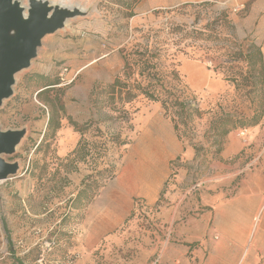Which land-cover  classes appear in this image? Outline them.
Wrapping results in <instances>:
<instances>
[{"label": "rangeland", "instance_id": "374dc122", "mask_svg": "<svg viewBox=\"0 0 264 264\" xmlns=\"http://www.w3.org/2000/svg\"><path fill=\"white\" fill-rule=\"evenodd\" d=\"M63 1L72 15L42 37L0 105L1 129L24 131L3 155L18 169L0 180V264H204L213 200L245 182L264 189L258 75L240 62L238 85L226 80L211 59L224 50L215 46L233 43L214 40L204 58L199 49L165 60L164 84L185 102L178 115L142 95L123 102L107 91L123 65L119 48L175 40L172 26L209 23L220 36L255 37L253 0L234 9L218 0ZM63 66L77 74L71 83L60 82ZM49 82L56 84L37 94ZM259 109L256 125L242 124ZM51 115L59 128L48 127ZM159 135L173 136L180 149L158 198L125 197L120 185L137 162L132 148Z\"/></svg>", "mask_w": 264, "mask_h": 264}, {"label": "crops", "instance_id": "0c3cea01", "mask_svg": "<svg viewBox=\"0 0 264 264\" xmlns=\"http://www.w3.org/2000/svg\"><path fill=\"white\" fill-rule=\"evenodd\" d=\"M218 1L234 9L242 7L247 0ZM250 11L257 18L253 34L259 39L264 55V0H253ZM171 129L173 134L172 126ZM160 137H164L165 141H160ZM141 139L149 141L143 146L136 143L132 148L129 159L136 156L137 162L127 168V182L120 188L125 197L141 196L153 202L167 180L169 161L178 154L180 145L171 135L168 139L164 135L150 138L143 136ZM239 145L238 142L236 151ZM125 171L126 167L121 176L125 175ZM209 220L203 252L204 264H264V189L252 182H245L233 194L215 198L209 210Z\"/></svg>", "mask_w": 264, "mask_h": 264}, {"label": "trees", "instance_id": "16d2710c", "mask_svg": "<svg viewBox=\"0 0 264 264\" xmlns=\"http://www.w3.org/2000/svg\"><path fill=\"white\" fill-rule=\"evenodd\" d=\"M132 15V14H130ZM206 23L203 27L181 26L175 25L167 31L175 35V40H145L143 44L135 43L131 46L123 45L119 48V53L122 58V68L119 75H116L113 82L108 86V94L114 99L117 98L123 102H130L137 96L142 95L148 100L160 102L163 108H175L174 112L178 115L179 112L185 109V102L179 100L178 97L167 88L164 84L166 70L165 60L173 59L179 52L188 54L189 52L197 53L199 49H203V53L199 54V58L207 56V51H210L214 40H230L233 43L232 47L215 46L218 49H224L223 52L217 54L214 60L217 61L215 69L222 72L225 79L231 81L235 85L239 83L241 75L239 69L240 62H245L247 71L253 76L258 75L259 89L263 90L264 83V55L261 49V44L256 42L255 37L246 36L241 41H237L232 35L220 36L214 34ZM169 41L174 44L172 52L168 53ZM200 41V43H197ZM188 50V52H187ZM215 63V62H214ZM249 73V74H250ZM41 79H46L43 74L37 75ZM56 82H49L42 85L47 87L54 85ZM51 87L40 90L37 94ZM262 109L255 111L247 122L248 126L256 125L262 118ZM48 127L52 129L59 128V121L54 116L48 119ZM233 128L235 126H232ZM230 128L224 130L227 133ZM82 192L79 193V196ZM83 198H86L83 196ZM6 231V230H5ZM8 241L10 239L8 237ZM18 262V258H15Z\"/></svg>", "mask_w": 264, "mask_h": 264}, {"label": "water", "instance_id": "95a60500", "mask_svg": "<svg viewBox=\"0 0 264 264\" xmlns=\"http://www.w3.org/2000/svg\"><path fill=\"white\" fill-rule=\"evenodd\" d=\"M71 9L47 0H28L26 6L18 0H0V105L12 94L15 73L30 64L42 37L61 28ZM23 134L22 129L0 127V180L16 173L17 163L3 155L14 152Z\"/></svg>", "mask_w": 264, "mask_h": 264}, {"label": "built area", "instance_id": "2783aa9c", "mask_svg": "<svg viewBox=\"0 0 264 264\" xmlns=\"http://www.w3.org/2000/svg\"><path fill=\"white\" fill-rule=\"evenodd\" d=\"M76 73L75 74H71V72L68 70V68L66 66H63L61 68L60 74H59V79L60 82L63 83H71L74 78L76 77ZM243 134V133H242Z\"/></svg>", "mask_w": 264, "mask_h": 264}, {"label": "bare ground", "instance_id": "6f19581e", "mask_svg": "<svg viewBox=\"0 0 264 264\" xmlns=\"http://www.w3.org/2000/svg\"><path fill=\"white\" fill-rule=\"evenodd\" d=\"M49 3L51 4H58V5H63V6H67V7H71L72 5L71 4H67L65 3L63 0H47ZM21 5H23V3L20 2ZM25 6V5H23Z\"/></svg>", "mask_w": 264, "mask_h": 264}]
</instances>
